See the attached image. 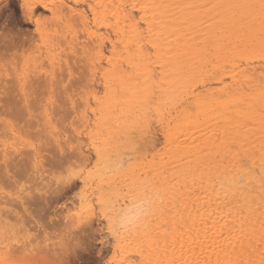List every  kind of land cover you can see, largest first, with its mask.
Here are the masks:
<instances>
[{"label": "bare ground", "instance_id": "1", "mask_svg": "<svg viewBox=\"0 0 264 264\" xmlns=\"http://www.w3.org/2000/svg\"><path fill=\"white\" fill-rule=\"evenodd\" d=\"M70 1L80 8L68 11L69 22L94 37L97 66L109 67L72 70L68 59L57 62L55 57L49 65L56 41L46 46L47 68L34 64L31 72L16 75L14 84L0 79L1 113L22 124L19 134L40 143V152L0 156L1 211L21 224L31 221L35 230L58 231L67 216L56 209L81 199L82 191L73 192L80 183L76 177L50 182L49 175L65 163L90 160L86 151L63 149L68 142L62 129L67 90L102 86L106 97L98 107L97 130L110 135L118 129L130 135V142L141 138L145 146L155 123L164 142L160 180L166 208L174 206L168 217L172 222L160 227L159 247L130 240V264L139 258L141 264L176 259H186V264H264V0ZM21 2L38 32L34 16L37 9H47L46 3ZM38 43L32 36L0 37V62L7 56L12 62L4 61V68L16 66L19 52ZM87 47L83 42L81 50ZM54 99L60 102L57 107ZM41 102L40 113L34 109ZM53 121L62 125L56 139L48 131ZM103 156L102 163L108 162ZM131 195V201L145 197L143 191ZM57 201L63 203L56 208ZM144 214L132 220V213L130 236L146 221ZM16 260L4 262L0 256V264H22Z\"/></svg>", "mask_w": 264, "mask_h": 264}, {"label": "rangeland", "instance_id": "2", "mask_svg": "<svg viewBox=\"0 0 264 264\" xmlns=\"http://www.w3.org/2000/svg\"><path fill=\"white\" fill-rule=\"evenodd\" d=\"M40 1L46 3L47 9L39 8L35 13L34 19H37L40 29L37 28L38 32H36L35 24L29 23L26 19L21 8V0H0V37L5 36L6 39L14 37L16 40L21 37L32 36L39 40L35 48L25 49L23 53L19 52L20 55L18 56L23 57L17 56L15 58L18 60L16 66L14 65L16 69L14 66L8 68L7 65L12 61L7 56L0 62V79L3 82L16 83V75H23L35 65L40 64L42 68H47L49 63L52 65L51 63L54 62L51 57H55L57 62L60 59H68L72 70L75 69L74 67H82L84 70L99 71L109 67L101 65L99 68L97 66L96 51L91 49L92 44H94V37H88L89 32L84 27L72 26L69 22L68 11L79 9L78 5L70 0ZM85 7L86 5L83 6V8ZM87 18L91 22L92 16L88 14ZM91 29L93 28L90 27L89 30L92 31ZM100 33L103 34V30ZM56 41H58V45L54 47V51L50 52L48 63L46 60L44 61L48 51L46 46L54 44ZM83 42L88 43V47L85 48L86 52L81 50ZM105 52L107 58L112 60V53L107 52V50ZM24 59L26 60L24 61ZM4 61L8 63L5 64L7 69L3 66ZM5 72L7 75L4 74ZM98 73L100 74V72ZM5 75L8 77L6 78ZM105 92L106 90L102 86L96 89L91 87L68 88L67 99L64 101V106L68 112L63 124L64 127L53 121L52 127L48 130L51 131L52 139H56L64 128L63 131L66 133V139H68V142L65 141L63 145L66 152L71 149V152H77L80 149L90 154V160L85 164L74 162L65 165V163L64 168L54 169L49 175V178L53 180L50 182H55L66 176H73L80 180L73 192L77 194L82 191V198H72L66 201L64 211L56 209L58 215L67 216V219L61 224L60 230L53 231V229L47 228L43 232L35 230L36 228L31 225V221H23L21 224L14 217L6 216L7 214L3 210L1 211L3 203L0 198V256L4 262L17 259L16 261L22 264H130L131 241L137 243L141 241L151 242L159 247L157 237L160 227L163 229L166 226L165 224L170 219L168 217L174 212L172 203L166 208L165 198L167 195L163 191L160 180V166L164 147L162 135L157 130L159 127L153 123L152 127L154 125L155 129L151 127L150 134L152 137L150 135L147 138L152 140L146 139L145 146L143 145L144 140L142 141L141 138L132 135L134 139L141 141L137 140L140 143L138 146L134 145L138 143L136 140L137 143L128 140V137L130 138L128 133L124 134L118 129L119 136L117 130L115 131L116 134L112 132L110 135L109 131L97 130L96 124L99 120L97 118L100 117L99 108L102 101L105 100ZM51 103L54 107L60 104L55 99L51 100ZM43 104L41 102L34 110L40 109ZM38 112H35L37 113L35 116H39L38 114L42 110L40 113ZM9 117L0 111V156L16 157L19 152L22 155L35 150L40 152L38 149L39 141L34 136L19 134L22 131V124L20 123L21 128H19V121L14 119L18 121L15 123ZM112 121L114 122V120ZM113 122L110 123L111 128L114 126L115 129ZM126 134L129 136L127 137ZM99 153L101 156L104 155L103 157L108 160V162L105 160L107 163H102ZM81 181L84 183L81 184ZM106 188L109 191L113 190V193L108 191L109 195L110 193L113 194L112 196H108ZM5 190L8 191V189ZM139 191H143L145 197L142 198L143 196L140 195L142 199L137 197L136 201H131L134 198H131V194ZM132 202L136 203L135 207L139 205L142 212L145 213L146 221L138 227L139 230L130 236L128 228L131 218L134 216L132 219L134 220L143 217L140 209L142 214H139L136 209L138 206L135 208L131 204ZM62 203L63 201H59L54 204L56 207ZM135 212L139 216L136 214V217ZM170 222H172V218ZM171 244L169 246H172ZM195 256L198 255H189L190 258ZM135 261L137 262L133 264H141L139 263L140 258ZM186 261V259H176L169 264H186ZM141 262H143L142 264H168L167 262L158 263L155 260L149 262L141 260Z\"/></svg>", "mask_w": 264, "mask_h": 264}]
</instances>
